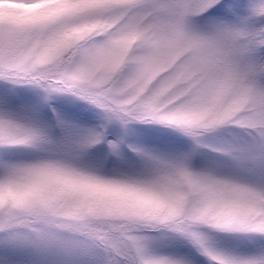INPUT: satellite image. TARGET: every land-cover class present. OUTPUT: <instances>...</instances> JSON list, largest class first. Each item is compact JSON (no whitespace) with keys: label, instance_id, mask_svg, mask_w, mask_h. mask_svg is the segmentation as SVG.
<instances>
[{"label":"snow or ice","instance_id":"snow-or-ice-1","mask_svg":"<svg viewBox=\"0 0 264 264\" xmlns=\"http://www.w3.org/2000/svg\"><path fill=\"white\" fill-rule=\"evenodd\" d=\"M0 264H264V0H0Z\"/></svg>","mask_w":264,"mask_h":264}]
</instances>
